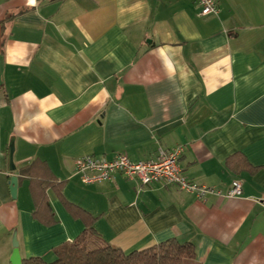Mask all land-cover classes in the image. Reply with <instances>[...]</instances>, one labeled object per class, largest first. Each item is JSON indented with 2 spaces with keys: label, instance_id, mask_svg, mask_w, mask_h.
<instances>
[{
  "label": "crops",
  "instance_id": "1",
  "mask_svg": "<svg viewBox=\"0 0 264 264\" xmlns=\"http://www.w3.org/2000/svg\"><path fill=\"white\" fill-rule=\"evenodd\" d=\"M215 1L0 0V264L14 235L22 261L50 262L86 230L124 252L189 243L181 264H264V0ZM177 144L186 178L242 194L74 171Z\"/></svg>",
  "mask_w": 264,
  "mask_h": 264
},
{
  "label": "built area",
  "instance_id": "2",
  "mask_svg": "<svg viewBox=\"0 0 264 264\" xmlns=\"http://www.w3.org/2000/svg\"><path fill=\"white\" fill-rule=\"evenodd\" d=\"M201 15L216 14L218 11L215 0H197ZM183 145L177 144L170 149L157 150L155 158L149 160H131L127 155L119 153L111 159L82 155L74 160V171L82 183L91 184L110 180L114 174L120 173L128 179H135L141 185L161 182L174 184L180 189L203 199L207 194H215L232 198L242 194L240 181L233 180L230 188L223 193L212 186L200 185L189 180L182 173L179 158Z\"/></svg>",
  "mask_w": 264,
  "mask_h": 264
},
{
  "label": "trees",
  "instance_id": "3",
  "mask_svg": "<svg viewBox=\"0 0 264 264\" xmlns=\"http://www.w3.org/2000/svg\"><path fill=\"white\" fill-rule=\"evenodd\" d=\"M55 254V259L50 262L41 257H30L22 264H181L183 259L193 257V248L189 243L169 239L144 249L124 252L109 243L97 241L94 232L86 230L76 240L57 249Z\"/></svg>",
  "mask_w": 264,
  "mask_h": 264
},
{
  "label": "water",
  "instance_id": "4",
  "mask_svg": "<svg viewBox=\"0 0 264 264\" xmlns=\"http://www.w3.org/2000/svg\"><path fill=\"white\" fill-rule=\"evenodd\" d=\"M13 141L11 140L9 145H8V151H7V158H8V169L10 171H13L15 169L13 160H12V155H13ZM16 189H17V178L15 176H12L10 178V192L12 197L14 198L16 195ZM12 245H13V251L10 257V263L11 264H22V258L19 253L18 249V241L16 240V236H13L12 240Z\"/></svg>",
  "mask_w": 264,
  "mask_h": 264
},
{
  "label": "rangeland",
  "instance_id": "5",
  "mask_svg": "<svg viewBox=\"0 0 264 264\" xmlns=\"http://www.w3.org/2000/svg\"><path fill=\"white\" fill-rule=\"evenodd\" d=\"M186 259H190V258H185V259H183V261L186 260ZM183 261H182V262H183Z\"/></svg>",
  "mask_w": 264,
  "mask_h": 264
}]
</instances>
